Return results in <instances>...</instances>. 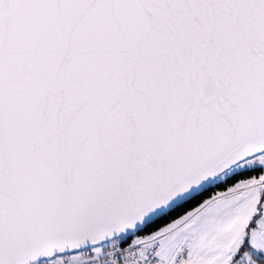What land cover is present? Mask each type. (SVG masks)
<instances>
[{
	"label": "snow or ice",
	"instance_id": "snow-or-ice-1",
	"mask_svg": "<svg viewBox=\"0 0 264 264\" xmlns=\"http://www.w3.org/2000/svg\"><path fill=\"white\" fill-rule=\"evenodd\" d=\"M0 264H264V0H0Z\"/></svg>",
	"mask_w": 264,
	"mask_h": 264
},
{
	"label": "trees",
	"instance_id": "trees-1",
	"mask_svg": "<svg viewBox=\"0 0 264 264\" xmlns=\"http://www.w3.org/2000/svg\"><path fill=\"white\" fill-rule=\"evenodd\" d=\"M218 191L221 190V189H217Z\"/></svg>",
	"mask_w": 264,
	"mask_h": 264
}]
</instances>
